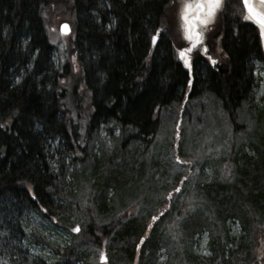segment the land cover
I'll return each instance as SVG.
<instances>
[{"label": "trees", "instance_id": "trees-1", "mask_svg": "<svg viewBox=\"0 0 264 264\" xmlns=\"http://www.w3.org/2000/svg\"><path fill=\"white\" fill-rule=\"evenodd\" d=\"M175 1L0 0V218L12 226L37 213L67 229L77 225L68 245L49 243L56 264H98L102 248V264H159L158 251L172 241L175 264H264V142L253 154L229 157L221 180L195 184L199 206L185 218L184 238L174 240L183 228L172 226L180 210L161 211L162 198L141 212L142 200L131 201L133 215L124 199L108 197L112 190L125 198L148 181L150 165L158 170L153 151L166 108L208 93L237 127L241 106L253 105V61L264 63V53L258 27L243 18L242 0H224L212 25H199V46L207 49L211 40L214 64L203 49L191 53L190 64L177 57L178 41L190 42ZM61 22L72 28L66 41L53 29ZM109 121L120 129L118 145L94 162L81 185H88L86 200L76 204L69 175L87 173V143ZM69 159L81 170L70 173ZM230 220L250 240L227 249L221 235ZM206 229L214 237L207 257L190 250L194 235Z\"/></svg>", "mask_w": 264, "mask_h": 264}, {"label": "rangeland", "instance_id": "rangeland-1", "mask_svg": "<svg viewBox=\"0 0 264 264\" xmlns=\"http://www.w3.org/2000/svg\"><path fill=\"white\" fill-rule=\"evenodd\" d=\"M183 5V0L175 1L174 10H177L179 22L182 20ZM62 23L57 24L53 29L56 38L66 41L67 35H63L59 30ZM184 40L186 42V39ZM207 45V49L196 46L192 51L200 53L203 49V53L207 52L205 55L208 56L209 61L213 63L215 60H219L215 57V52H217L213 49L215 47H210L211 40ZM189 46L190 43L185 46V44L180 45L178 41L175 46L177 57L180 58V49ZM55 57L57 58V55ZM253 67L258 81L253 92V105L251 106L249 102H246L241 106L237 127H234L222 104L208 93H202L200 97L190 100L187 105L186 102H181L178 107L166 108L160 117L161 127L155 137L154 148L156 147V149L153 151L158 170L154 169L155 164L150 165L151 171L147 174L148 181L135 185V188L131 189L129 193H123L125 198L115 194L112 190H110L108 197L117 199V202L118 199H124L126 205L128 204L127 211L133 215L136 207L132 206L131 201L138 198L142 200L140 203L142 206L139 209L141 212L151 205L153 207L158 204L162 198L165 207L161 211L166 212V205L169 206L168 208H172L174 205L176 213L180 210L175 216L176 220L172 226L178 224V227L183 225V228L177 230L174 240H177L178 237L184 238L182 234L184 233L185 218L190 219L195 216L199 206L198 193L200 190L195 184L221 180L225 170L224 164L228 163L229 157L232 159L239 152L253 154L252 147L258 145L259 142H264V128L261 127L262 125L260 126V124H264V63L255 60ZM119 134L120 129L116 128L112 121H109L105 127H101L99 132L89 139L84 158L85 165L83 164L85 167L87 166V173L78 179H72L69 175V180L73 182L71 197L74 203L83 204L86 200L88 185L82 189V182L86 179L88 182V178L95 170L94 162L101 159L103 154L117 147L118 141L116 139ZM178 139L179 145L175 147ZM177 149L179 150L177 151ZM81 164L77 160L76 168L81 170ZM91 164H93V168ZM66 165L70 169V173L76 169L72 168L70 159ZM161 176L163 178L160 181ZM177 176L179 177L175 179ZM183 177L186 179L180 186L176 181ZM211 204L209 200L207 205L210 206ZM76 206L80 207L81 205ZM205 215L208 216L207 213ZM0 219V264H56L58 255L49 243L66 246L72 240L71 231L75 233L80 231L77 225L72 226L69 230L62 224L43 219L37 213L23 214L19 221L17 219L11 221L12 226L5 225V221ZM152 221H154V216L149 219L150 223ZM224 224L221 241L226 244L227 249L235 248L240 242L244 244L250 240L242 230L238 220L226 221ZM213 238L212 232L208 229L197 233L193 237L194 241L190 250L196 255L210 256ZM260 240L264 243V239ZM171 243L173 245L170 246L169 244V247H162L158 251L159 264L177 263L178 252L171 259L169 258V252L171 255L172 251H177L174 247L175 242L172 241ZM183 246L185 252L188 253V259L191 258L190 250L186 248L185 244ZM102 254L103 248L96 250L98 264H102L100 262ZM182 259L186 260V253L182 254ZM183 263L188 264L186 261Z\"/></svg>", "mask_w": 264, "mask_h": 264}, {"label": "snow or ice", "instance_id": "snow-or-ice-1", "mask_svg": "<svg viewBox=\"0 0 264 264\" xmlns=\"http://www.w3.org/2000/svg\"><path fill=\"white\" fill-rule=\"evenodd\" d=\"M260 2L264 4V0ZM221 3L222 0H196L193 4L190 0H186L181 17L184 21L182 25L184 36L190 42V46L179 50V57L184 60L185 64L189 62L187 54L202 41V33L198 30L199 25L209 23ZM243 6L245 9L243 18L258 25L261 34L264 35V11L259 10L252 0H243ZM101 259H104L103 254Z\"/></svg>", "mask_w": 264, "mask_h": 264}, {"label": "water", "instance_id": "water-1", "mask_svg": "<svg viewBox=\"0 0 264 264\" xmlns=\"http://www.w3.org/2000/svg\"><path fill=\"white\" fill-rule=\"evenodd\" d=\"M196 2V0H193L192 3L194 4ZM252 2L254 3V5L261 11H264V4H262L260 2V0H252ZM220 7V6H219ZM219 7L215 10V12L219 9ZM215 15V14H214ZM214 17V16H213ZM212 17V18H213ZM249 22L255 24L253 21L251 20H248ZM256 25V24H255ZM66 26V27H65ZM258 27V25H256ZM259 28V27H258ZM60 32L64 35H68L70 32H71V28H70V25L69 23L67 22H64L60 25V28H59ZM260 36H261V39H262V46H263V49H264V35L261 34L260 32ZM103 257L104 259H101L100 261L101 262H105L107 260L105 254H103Z\"/></svg>", "mask_w": 264, "mask_h": 264}]
</instances>
